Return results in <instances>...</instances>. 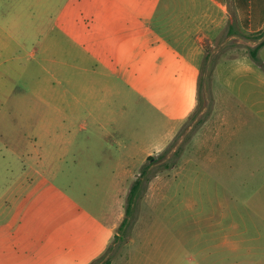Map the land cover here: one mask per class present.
I'll return each mask as SVG.
<instances>
[{"label":"rangeland","instance_id":"1","mask_svg":"<svg viewBox=\"0 0 264 264\" xmlns=\"http://www.w3.org/2000/svg\"><path fill=\"white\" fill-rule=\"evenodd\" d=\"M155 2L2 0L24 58L16 101L0 110V264H235L228 234L243 240L241 264H264V127L252 107L264 100V47L261 62L251 54L264 36L184 20L203 48L196 106L141 158L173 123L140 83L112 72L121 63L110 45L125 35L152 40ZM171 5L185 0L159 9L177 39L183 16ZM65 106L71 122L62 128ZM240 122L249 125L236 134V158ZM67 129L75 138L59 152Z\"/></svg>","mask_w":264,"mask_h":264},{"label":"crops","instance_id":"2","mask_svg":"<svg viewBox=\"0 0 264 264\" xmlns=\"http://www.w3.org/2000/svg\"><path fill=\"white\" fill-rule=\"evenodd\" d=\"M163 1L156 0L153 8V23L149 25L152 26V40L146 39L145 33L133 36L134 38L130 35H125L121 46L115 44V38L112 39V44L110 45L112 47L111 57L113 62L121 63L120 67H117L112 72L121 73V75L128 74L129 77L140 83L142 86L139 91L143 98L150 102L158 112L164 113L173 123V130L167 138L163 142L155 143L145 148L141 158L145 157V155H150L151 150L159 151L162 149L167 141L175 135L177 128L181 125V121H183V117H187L196 106V99L194 98L196 95L195 81L199 75L198 60L202 57L203 48L200 37L197 40L192 39L185 33L186 21L184 20L191 19L194 22V27L199 26L204 21L203 23L209 26L208 29H210L213 23L221 25L222 23H227L229 20L227 0H185V6L182 7L181 5V9L179 7L177 10L172 5L169 7L170 13L183 16L181 17L183 24H180L182 25L180 29H174L179 34L177 39H174L170 35L172 28H168V24L166 25L167 21L158 16ZM234 4L237 10V30L239 32H244V34L256 33L264 29V0H234ZM191 12L194 19L187 17ZM11 14V5L2 7V0H0V110L3 108L4 110L7 108L10 110L12 102L16 101L15 87L18 63L24 58L23 54L19 53V46L20 52H22L23 43L18 42L17 32L10 18ZM217 17H220V19L216 23ZM126 27L127 31H129L130 25L128 24ZM179 38L189 40L184 41L179 40ZM192 40L195 41L192 42ZM115 47H122V49L117 52ZM34 55V50H32L28 57L34 58ZM94 58L97 62H101L100 56L90 59ZM254 60L261 62L258 52L257 58H254ZM47 90L49 92V88ZM261 97L252 102V107H255L258 114L262 115L263 121H261V126L264 127V100ZM46 104L47 106L49 105L48 98ZM68 109L67 106L64 107V116L61 118L62 123H60L62 128L70 126L68 124L71 122L69 112H67ZM90 116L92 117V114ZM238 125L235 128L233 136L234 155L236 158L238 157L237 149L241 144V139L238 140V135L236 134L241 130L242 125L247 126L249 122ZM68 131L69 129L63 135L58 136L59 152L62 146L71 144L75 138L74 133L67 134ZM224 152H226L225 149ZM239 155L242 154L239 152ZM126 156L128 158L133 157L128 154ZM43 164L42 159L41 166ZM32 168L36 172L39 170L37 169V165H33ZM242 242L241 238H237V240L233 239L232 241L229 234L223 241V244L230 249L232 247V251L237 255H234L235 264L236 261L238 264L242 263ZM252 250L250 247V254Z\"/></svg>","mask_w":264,"mask_h":264},{"label":"trees","instance_id":"3","mask_svg":"<svg viewBox=\"0 0 264 264\" xmlns=\"http://www.w3.org/2000/svg\"><path fill=\"white\" fill-rule=\"evenodd\" d=\"M227 2H228V8H229L228 33L230 35L236 34V33L244 34V32H239L236 28L237 23H238V16H237V10L234 4V0H227ZM246 35H249V34H246ZM251 35L252 37H256V38L263 37L264 29L254 34H251ZM262 46H264V38L261 40L259 45L251 51V54L254 58H257L258 49ZM140 186H141V180L139 179L134 183L133 188L131 190L130 202L134 200L135 195L138 193ZM127 212H130V207H128ZM125 223H126V219L123 220L121 225H124Z\"/></svg>","mask_w":264,"mask_h":264}]
</instances>
